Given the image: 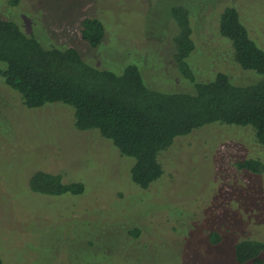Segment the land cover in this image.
Instances as JSON below:
<instances>
[{
    "label": "rangeland",
    "instance_id": "374dc122",
    "mask_svg": "<svg viewBox=\"0 0 264 264\" xmlns=\"http://www.w3.org/2000/svg\"><path fill=\"white\" fill-rule=\"evenodd\" d=\"M171 3L190 9L196 42L190 62L200 79L217 71L237 83L253 78L232 60L217 21L226 5H237L252 38L264 48V0H0V13L29 24L48 43L77 47L97 67L121 71L134 63L147 84L172 90L184 86L173 58L177 26ZM85 17L105 24L97 47L81 38ZM2 80L0 256L5 264H236L231 245L264 239V172L237 166L252 157L264 162V146L251 128L211 125L177 138L160 155L164 175L145 189L131 179L132 159L121 157L99 133L75 127L73 108L25 107L20 93ZM42 171L59 176L61 184L82 182L85 190L37 192L33 179ZM213 231L222 237L219 245L210 241Z\"/></svg>",
    "mask_w": 264,
    "mask_h": 264
},
{
    "label": "trees",
    "instance_id": "16d2710c",
    "mask_svg": "<svg viewBox=\"0 0 264 264\" xmlns=\"http://www.w3.org/2000/svg\"><path fill=\"white\" fill-rule=\"evenodd\" d=\"M177 31L173 35L174 64L179 70L181 89L167 90L147 84L140 66L134 63L97 67L75 46L52 44L29 24H20L0 13V78L18 91L28 108L60 103L74 110L75 127L95 131L132 161L133 182L148 188L164 175L160 160L163 151L179 137L211 125L249 127L255 140L264 146V48L252 38L242 21L239 7L226 5L217 21L218 36L230 43L229 55L253 78L237 83L226 72L200 79L190 62L196 48L190 9L171 3ZM81 38L97 47L106 28L102 20L85 17L80 23ZM114 67V68H115ZM118 68V69H119ZM240 169L264 172L259 158L242 159ZM37 192L61 195L82 194V182L61 184L60 177L40 172L33 179ZM210 241H222L219 232ZM234 263L264 264V239L248 237L231 245ZM0 264H5L0 256Z\"/></svg>",
    "mask_w": 264,
    "mask_h": 264
}]
</instances>
